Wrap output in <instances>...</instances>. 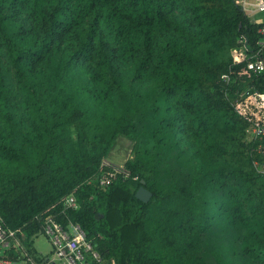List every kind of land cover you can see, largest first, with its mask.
Returning <instances> with one entry per match:
<instances>
[{
	"label": "trees",
	"instance_id": "trees-1",
	"mask_svg": "<svg viewBox=\"0 0 264 264\" xmlns=\"http://www.w3.org/2000/svg\"><path fill=\"white\" fill-rule=\"evenodd\" d=\"M259 26L237 0H0L5 224L62 221L71 195L107 264H264ZM118 136L129 176L100 186Z\"/></svg>",
	"mask_w": 264,
	"mask_h": 264
},
{
	"label": "built area",
	"instance_id": "built-area-1",
	"mask_svg": "<svg viewBox=\"0 0 264 264\" xmlns=\"http://www.w3.org/2000/svg\"><path fill=\"white\" fill-rule=\"evenodd\" d=\"M258 49L246 62L248 70L264 71V21L258 28ZM228 81V78H225ZM243 93L241 94V96ZM264 138V121L256 122L246 129V140ZM101 171L97 176L100 186L109 185L115 176L126 179L129 171L111 166L109 162H101ZM258 172L264 177V161L256 164ZM76 209L73 196L65 198L61 210L63 220H58L55 214L49 213L42 218L40 227L34 232L26 228H11L0 216V264H107L94 249L92 236L82 226L72 221L66 213L67 209ZM41 234L52 247V253L46 258H38L32 247L33 239Z\"/></svg>",
	"mask_w": 264,
	"mask_h": 264
},
{
	"label": "rangeland",
	"instance_id": "rangeland-1",
	"mask_svg": "<svg viewBox=\"0 0 264 264\" xmlns=\"http://www.w3.org/2000/svg\"><path fill=\"white\" fill-rule=\"evenodd\" d=\"M250 19L252 21L264 19V13L251 16ZM7 76H8V83L12 87H15L14 80L12 77V72L7 71ZM12 102L16 104L18 102V98L12 97ZM18 112L19 110H17V113ZM131 149H132V142L123 136H118L115 139V142L111 147L110 151L108 152L107 156L103 160L109 162L111 166H116L119 167L120 170H124L125 168L124 162L132 157ZM132 188H134V185L132 186ZM32 247L34 248L35 255L38 258H46L47 256H50L52 253V247L50 246L46 238L41 234H39L33 239ZM55 264H62V263L60 261H56Z\"/></svg>",
	"mask_w": 264,
	"mask_h": 264
},
{
	"label": "crops",
	"instance_id": "crops-1",
	"mask_svg": "<svg viewBox=\"0 0 264 264\" xmlns=\"http://www.w3.org/2000/svg\"><path fill=\"white\" fill-rule=\"evenodd\" d=\"M237 2L242 5L249 17L264 13V0H237ZM263 21L264 19H259L254 22L261 23Z\"/></svg>",
	"mask_w": 264,
	"mask_h": 264
},
{
	"label": "water",
	"instance_id": "water-1",
	"mask_svg": "<svg viewBox=\"0 0 264 264\" xmlns=\"http://www.w3.org/2000/svg\"><path fill=\"white\" fill-rule=\"evenodd\" d=\"M143 182V181H142ZM135 196L142 201L147 202L151 197V192L141 185L135 192Z\"/></svg>",
	"mask_w": 264,
	"mask_h": 264
}]
</instances>
